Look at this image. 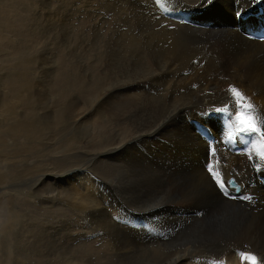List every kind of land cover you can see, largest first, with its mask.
Instances as JSON below:
<instances>
[{
    "label": "bare ground",
    "instance_id": "1",
    "mask_svg": "<svg viewBox=\"0 0 264 264\" xmlns=\"http://www.w3.org/2000/svg\"><path fill=\"white\" fill-rule=\"evenodd\" d=\"M120 2L115 4L119 10L126 6L134 10L132 17L126 16L123 20L131 29L116 25L107 35L104 34L106 28L95 30L93 38L86 40L83 51L70 49L90 80V97L83 100L82 96H73L57 111L44 112L41 121H37L62 123L60 130L74 134L75 140H87L103 125L116 124L120 130L105 138L102 150L86 148L81 157L79 154L65 157V169L61 173H54L55 177L45 174L44 180H40V183L50 178L67 182L70 177L65 173L75 165L74 169H85L79 185L71 183L68 189L49 192V181L44 190L31 189L27 193L43 202L61 198L78 212L90 214L95 225L105 229L115 240L116 250L127 259L125 264H250L242 259L241 253L255 255L257 264H264V184L255 178L252 164L243 154L219 149L223 177L233 176L244 190L255 193L251 202L227 198L207 173L208 144L190 122L199 120L215 128L216 121L206 118L207 113L235 104L230 86L250 98L255 106L253 115L264 120V41L246 38L240 31L243 21L234 14L237 7H242V12L250 9L255 12L257 7H252L256 3L253 0H238L236 4L233 0H214L208 5L202 0H138L134 6L128 5L129 0ZM143 2H154L152 9L143 8ZM259 3L264 4V0ZM176 11L191 21L195 17L205 26L178 22L167 14ZM50 12L47 22L51 24L54 16ZM61 25L59 30H50L57 47L70 45L68 26ZM4 36L0 39L4 40ZM11 41L14 42L8 39V43ZM50 45L52 42L42 48L36 61H50ZM52 57L58 64L57 57ZM92 57L102 63L98 74L94 71ZM18 85L23 87L24 81ZM95 86L97 92L93 91ZM42 90V94L30 91L29 99L33 101L36 97L35 102L49 104L52 101L50 90L47 86ZM97 120L103 125H98ZM28 122L27 119L22 123ZM92 179L98 180L100 186L103 184L107 204L98 200L97 191L90 185L81 184ZM19 187V184L9 185L0 187V191ZM109 205L120 208L122 222H126L127 213H131L132 223L148 228L145 229L148 234L143 233L138 240L134 233L131 237L124 229L119 231L111 219ZM178 224L185 226L180 234L174 230ZM170 232L171 236L176 232L179 236L158 247L175 248V254L155 261L151 257L150 243L145 241H156ZM54 250L62 264H74L73 256H67L72 250L64 248L56 238Z\"/></svg>",
    "mask_w": 264,
    "mask_h": 264
},
{
    "label": "rangeland",
    "instance_id": "2",
    "mask_svg": "<svg viewBox=\"0 0 264 264\" xmlns=\"http://www.w3.org/2000/svg\"><path fill=\"white\" fill-rule=\"evenodd\" d=\"M137 1L129 0L128 5L135 6ZM119 2L120 0H0V36L5 35L4 40L3 38L0 39V162L2 163H0V187L20 185L18 190L0 191V215H2L0 216L2 217L0 218V264H62L60 256L54 250L55 238L64 248L72 250V254L68 253L67 256H73L74 264H125L127 261V259L122 258L119 250H116L117 243L115 240L108 235L105 229L95 225L90 214L88 216L86 213L78 212L71 203L61 198H56L53 202L48 200L43 202L39 197L33 198L27 193L29 190L30 192L32 190H44V185H47L49 181L51 182L48 188L49 192H53L55 189L58 191L68 189L71 183H78L77 185H79L80 178L85 175V169H74L75 165L73 169L68 168L65 173L69 174L68 177H70L67 182H62L63 179L55 181V179L50 178L48 182L40 183V180H44L45 174H52L51 176L55 177V174L61 173L65 169V164H63L65 157L67 159L76 154L81 157L80 154L83 155L86 148L102 150L101 145L105 138L110 137L114 131L120 130L116 124L105 126L97 120L96 123L103 126H99L101 128L87 140L78 139L79 143L78 140L74 139L76 138L74 134L60 130L62 123L58 125V123L37 122L41 121L44 112L57 111L73 96H82L83 100L90 97L88 96L90 94L88 90L90 80L86 78L79 61L71 55L70 49L83 51L86 40L91 36L93 38L95 30L99 31L106 28L105 32H102L107 35L108 30L116 25L128 27L129 25H124L123 20L126 16L132 17L134 10L129 8L130 6L119 10V6L116 7L115 5ZM120 3L123 4L122 1ZM153 3L143 2L142 7L150 10ZM259 4L261 3L254 4L252 8ZM71 5L72 7H70ZM91 6H94V9ZM49 11H51L52 17L54 16L51 24L47 22ZM250 11L251 9L248 12ZM191 19L193 20H190L192 23H198L195 17ZM61 23L68 26L70 45L57 47L51 38L52 32L50 30H59L62 26ZM197 25L205 26L201 23ZM128 28L131 29V25ZM6 37L7 39H5ZM10 38L14 42L8 43ZM59 39L61 40V37ZM51 42L50 61L48 63L36 61L39 52L47 48L48 43ZM52 55L57 57L58 64L53 60ZM93 58L91 60L93 68L98 74L101 71L102 63L99 58ZM52 60L54 64H51L53 63ZM23 81L24 86L20 87L18 82ZM46 86L52 97L49 104L42 105L35 102L36 97L33 98V101L29 99L30 91H37L42 94V88ZM96 89L95 86L93 91ZM48 117V115L44 116L46 119ZM90 118L93 119L94 117L91 116ZM27 119L29 120L28 123H22ZM74 163L75 161L72 162V164ZM8 166L11 167L8 168ZM95 176L99 178L96 174ZM92 180H87L86 183L82 182L81 184L83 186L84 184L85 186L90 185L97 191L98 200L107 204L103 198V184L100 186L98 180ZM25 186L26 188H24ZM105 206L108 207V205ZM109 207L111 219L119 231L124 229L123 232L131 237L134 233V238L138 240L141 239L143 233L148 234L145 230H149L148 228L143 227V229L140 225L138 227L136 223L132 224L131 213L128 212L126 215L128 219L126 218V222H122L120 208L115 205H109ZM98 220H101L100 216H98ZM184 227L178 224L174 230H178L177 232L180 234ZM172 232L156 240L157 242L145 241L147 244L150 243L151 257L155 261L166 260L175 254V248L160 249L158 247L160 243L179 236L177 232L171 236Z\"/></svg>",
    "mask_w": 264,
    "mask_h": 264
},
{
    "label": "snow or ice",
    "instance_id": "3",
    "mask_svg": "<svg viewBox=\"0 0 264 264\" xmlns=\"http://www.w3.org/2000/svg\"><path fill=\"white\" fill-rule=\"evenodd\" d=\"M214 2V0H202V3L211 5ZM238 0H233V3L236 4ZM255 3H259L260 0H253ZM242 7H237L235 10V15L237 17L242 15ZM230 93L235 98L236 104L239 106V111L235 117L234 125H233V131L235 133H243L247 135H255L259 137V147H257L256 144H253V150L256 152L258 160L264 161V150H261L264 148V120H258L257 117L253 115V112L255 110V106L253 103L250 102V98H247L245 94L239 90L235 86H230L229 88ZM248 101V102H245ZM233 131H230L228 133V138L231 140L233 137ZM210 152L212 155H215V150L210 149ZM249 159L251 160V155L249 156ZM261 165L257 164V170H260ZM207 171L211 174L213 180L217 184L218 188L221 190V192L225 196H229L228 189L235 186L236 191L239 192V186L235 185L234 180H229L227 182L224 181V179L221 176V173L219 171L214 170V166L209 164L207 167ZM230 198H237V197H230ZM240 199H248L250 200V196H241ZM241 257L244 260H247L250 262V264H257V257L252 254H246L241 253Z\"/></svg>",
    "mask_w": 264,
    "mask_h": 264
}]
</instances>
